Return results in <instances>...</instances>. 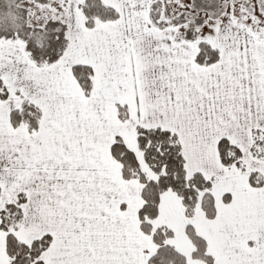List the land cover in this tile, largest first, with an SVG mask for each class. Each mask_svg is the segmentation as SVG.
Returning a JSON list of instances; mask_svg holds the SVG:
<instances>
[{
	"label": "snow or ice",
	"instance_id": "snow-or-ice-1",
	"mask_svg": "<svg viewBox=\"0 0 264 264\" xmlns=\"http://www.w3.org/2000/svg\"><path fill=\"white\" fill-rule=\"evenodd\" d=\"M0 264H264V0H0Z\"/></svg>",
	"mask_w": 264,
	"mask_h": 264
}]
</instances>
